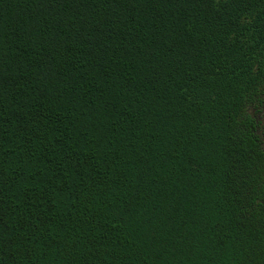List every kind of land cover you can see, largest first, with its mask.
Wrapping results in <instances>:
<instances>
[{"label": "trees", "instance_id": "trees-1", "mask_svg": "<svg viewBox=\"0 0 264 264\" xmlns=\"http://www.w3.org/2000/svg\"><path fill=\"white\" fill-rule=\"evenodd\" d=\"M0 264H264V0H0Z\"/></svg>", "mask_w": 264, "mask_h": 264}]
</instances>
